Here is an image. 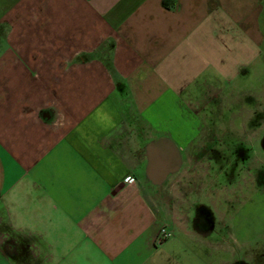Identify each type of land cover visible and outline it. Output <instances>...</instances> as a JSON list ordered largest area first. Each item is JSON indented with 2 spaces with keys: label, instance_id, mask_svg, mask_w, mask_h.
I'll return each mask as SVG.
<instances>
[{
  "label": "crops",
  "instance_id": "1",
  "mask_svg": "<svg viewBox=\"0 0 264 264\" xmlns=\"http://www.w3.org/2000/svg\"><path fill=\"white\" fill-rule=\"evenodd\" d=\"M263 48L264 0H0V264H185L184 237L214 244L167 194L193 149L253 128ZM227 104L241 121L218 127Z\"/></svg>",
  "mask_w": 264,
  "mask_h": 264
},
{
  "label": "rangeland",
  "instance_id": "2",
  "mask_svg": "<svg viewBox=\"0 0 264 264\" xmlns=\"http://www.w3.org/2000/svg\"><path fill=\"white\" fill-rule=\"evenodd\" d=\"M253 70L257 89L264 86V68ZM221 111L218 127L240 123L229 104ZM259 112L248 131H221V139L227 142L212 136L205 147L193 149L189 175L177 182L173 196L167 194L173 204L182 198L188 203L193 234L204 233L214 240L211 244L202 242L200 236L196 241L184 237L175 251L181 252L178 257L185 264H264V111Z\"/></svg>",
  "mask_w": 264,
  "mask_h": 264
},
{
  "label": "built area",
  "instance_id": "3",
  "mask_svg": "<svg viewBox=\"0 0 264 264\" xmlns=\"http://www.w3.org/2000/svg\"><path fill=\"white\" fill-rule=\"evenodd\" d=\"M134 180H135V178L132 176H129L128 178H126L127 182H132ZM173 236H174V231L171 230L166 225H163L161 227V229L159 230L156 241H157V243L161 244V243L165 242L166 240L172 238Z\"/></svg>",
  "mask_w": 264,
  "mask_h": 264
},
{
  "label": "flooded vegetation",
  "instance_id": "4",
  "mask_svg": "<svg viewBox=\"0 0 264 264\" xmlns=\"http://www.w3.org/2000/svg\"><path fill=\"white\" fill-rule=\"evenodd\" d=\"M221 131H224V132H225V130L221 129V130L218 131V133L221 132ZM221 133H222V132H221ZM246 135H247V134H246ZM261 138H262V150L264 151V131L262 132V137H261ZM218 140H219V142H220V141H222V142H227L226 140H223V139H218ZM245 153H247V152H245ZM248 157H251V155H250V156L248 155ZM189 173H190V171L188 172V175H189ZM258 180H259V179H258ZM188 192H189V191H187L186 193H188ZM190 192H191V191H190ZM184 195H185V194H184Z\"/></svg>",
  "mask_w": 264,
  "mask_h": 264
},
{
  "label": "clouds",
  "instance_id": "5",
  "mask_svg": "<svg viewBox=\"0 0 264 264\" xmlns=\"http://www.w3.org/2000/svg\"><path fill=\"white\" fill-rule=\"evenodd\" d=\"M104 121H106L108 125L111 124V120L109 118H107V117H104Z\"/></svg>",
  "mask_w": 264,
  "mask_h": 264
}]
</instances>
